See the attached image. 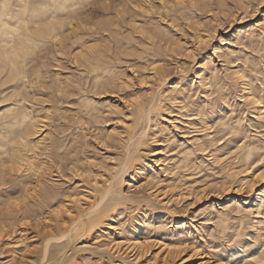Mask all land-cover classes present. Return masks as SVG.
Masks as SVG:
<instances>
[{"label": "rangeland", "instance_id": "374dc122", "mask_svg": "<svg viewBox=\"0 0 264 264\" xmlns=\"http://www.w3.org/2000/svg\"><path fill=\"white\" fill-rule=\"evenodd\" d=\"M6 1L0 13L20 5ZM74 2L60 48L47 35L18 58L27 85L15 88L0 50V123L17 89L38 130L22 165L0 153V264H264L259 0H150L138 14ZM46 4L38 12L53 10ZM9 137L10 148L19 134ZM37 176L51 202L40 215L28 197ZM108 191L109 215L54 247L63 199Z\"/></svg>", "mask_w": 264, "mask_h": 264}, {"label": "bare ground", "instance_id": "6f19581e", "mask_svg": "<svg viewBox=\"0 0 264 264\" xmlns=\"http://www.w3.org/2000/svg\"><path fill=\"white\" fill-rule=\"evenodd\" d=\"M18 1L19 2L17 3L18 4L20 3V5L17 4L18 8H12V9L9 8V10H7L9 11L8 13L6 12L0 13V36L2 37L0 41V50L3 52L4 56H6L5 59L7 64L9 65L8 67H10V73L14 74L13 80L17 79L18 81V82L16 81L17 83L15 85V88H19L22 83H25L27 85L29 78V69H28L29 67H27V62H25L24 59H18L22 54V52H26L28 48H30L31 43L45 40L44 38H46L47 35L50 36L49 40L54 45V47L60 48L59 42H61L63 39L62 33L66 26L65 18H70V19L76 18L78 12L82 7V4L78 2H74L75 0H72L71 2L69 1L66 2L67 1L66 0L65 3L63 2L64 0H18ZM149 1L150 0H101L100 6L109 9L111 5L121 4L122 11L125 12L126 10H130L132 13L138 14L141 13V11L147 7ZM6 2L3 4H6ZM46 3H48V5H51V7H53V10L49 14H41L40 12H38L39 8H37V6ZM90 10L93 11L95 9L91 8ZM84 12H88V10ZM15 32H16V36L15 37L11 36L12 33L14 34ZM9 33L11 34L9 38L7 37L3 38L4 35H8ZM19 60L21 64L20 66L18 65ZM19 82H21V84ZM4 84L5 82H3V84L0 87V96L6 90V89L3 90L2 88ZM22 87L23 86H21V88ZM15 90L16 93L13 90L11 92V95L13 94L12 95L13 97L18 96L20 98L17 99L11 105V107L9 106V108L6 110L9 113V116L4 117L0 123V153L6 154L8 153L9 150H12L14 152V156L12 155L13 159L10 160L13 161L15 165L17 164L20 166L24 161L23 159L24 156L22 153V150L24 149H22V147L27 148L29 150L28 148L29 147L28 142H30L29 137L32 135L33 130L34 133L38 132V130H35L37 129V124L32 120L33 117L31 115V102H29L30 104L27 102L29 100H27L26 95L23 93V91L17 92V89ZM4 95H6V93H4ZM231 125L232 124H230V126ZM234 125H238V126L242 125L241 119H239L237 123ZM229 130L231 129L229 128ZM3 131L7 132L6 136L3 135L4 134L2 133ZM16 133L19 134V140H17L16 142L18 145L17 144L13 145L12 147H10L11 148L10 149L9 146H7L6 144L7 139L10 138L9 136ZM151 153H152L151 155H157L160 153V151L154 150ZM248 155H250V153H248ZM155 163L156 165H159L158 164L159 159H156ZM35 182L36 185L34 188L31 189V192L29 193L28 197H30V199L38 207L36 209V215H40L43 209L48 210L51 207V202L49 199H47V196L50 195L49 192L42 187L41 185L42 180L39 176H37ZM140 186L141 184L136 188H140ZM109 195L110 192L108 191L105 194V196H103L101 199L93 198L89 194L83 196L84 199H73V200H69L66 198L63 199L64 202L63 210L65 214L60 216L62 220L61 222L62 227L60 228L62 235L60 236V238L64 239V241L56 242L55 244L52 245L54 247H57V249H62L68 245L73 244L74 235H86L87 233L91 232L101 222L102 217H104V215H109V213L114 209V208L112 209L111 204L108 205V202L105 199ZM85 199H87V201ZM47 219L48 221H53V214L51 213V211L48 212ZM47 227H49L48 223H47ZM48 231L51 232L49 233L51 237L58 236L57 232H52L51 229ZM114 241L115 243L113 247L115 248H120L124 244L123 242L124 240L123 241L114 240ZM136 241L133 244L131 243L129 244V246L132 247V249H135V247L138 246L137 245L138 242ZM48 251L49 249L46 245L45 252L47 253ZM207 264L210 263L207 262Z\"/></svg>", "mask_w": 264, "mask_h": 264}, {"label": "snow or ice", "instance_id": "6c2138e0", "mask_svg": "<svg viewBox=\"0 0 264 264\" xmlns=\"http://www.w3.org/2000/svg\"><path fill=\"white\" fill-rule=\"evenodd\" d=\"M260 6L264 8V0H259Z\"/></svg>", "mask_w": 264, "mask_h": 264}]
</instances>
